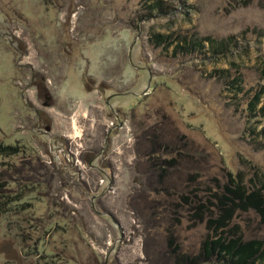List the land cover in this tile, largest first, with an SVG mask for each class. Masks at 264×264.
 <instances>
[{"label":"rangeland","instance_id":"1","mask_svg":"<svg viewBox=\"0 0 264 264\" xmlns=\"http://www.w3.org/2000/svg\"><path fill=\"white\" fill-rule=\"evenodd\" d=\"M162 1L0 0V264H174L231 177L264 193V0ZM223 229L263 239L264 219Z\"/></svg>","mask_w":264,"mask_h":264},{"label":"trees","instance_id":"2","mask_svg":"<svg viewBox=\"0 0 264 264\" xmlns=\"http://www.w3.org/2000/svg\"><path fill=\"white\" fill-rule=\"evenodd\" d=\"M144 8L150 13L154 10L165 12L168 7L162 0H142ZM153 39L157 42L169 45L173 42L168 34L153 33ZM177 41L175 48L181 53H189L195 50L201 51L206 48L214 55L226 54L230 50L232 37L216 39L211 36L182 35L174 38ZM232 84V83H231ZM264 83L254 94L249 102L248 117L259 113L264 116ZM262 105L257 109L258 103ZM250 135L254 128L247 127ZM264 135V126L261 129ZM16 148L12 145L0 144V155H8ZM242 175L238 173L235 178H230V183L224 185V191L216 194L214 206L218 209L217 217L207 219L206 227L210 231L201 242L200 248L195 254L179 253L173 251L174 264H264V238L243 239L241 234L231 230H224L230 218L236 210L246 211L253 209L264 219V193L257 187L253 179L249 178L251 184L247 185ZM256 179L260 181L257 177ZM196 207V210H199ZM198 216V214H196Z\"/></svg>","mask_w":264,"mask_h":264}]
</instances>
